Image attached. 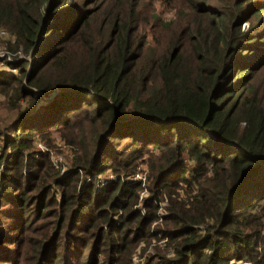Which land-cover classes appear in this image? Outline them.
I'll list each match as a JSON object with an SVG mask.
<instances>
[{"label":"trees","instance_id":"1","mask_svg":"<svg viewBox=\"0 0 264 264\" xmlns=\"http://www.w3.org/2000/svg\"><path fill=\"white\" fill-rule=\"evenodd\" d=\"M0 28V264H264V0H0Z\"/></svg>","mask_w":264,"mask_h":264},{"label":"rangeland","instance_id":"2","mask_svg":"<svg viewBox=\"0 0 264 264\" xmlns=\"http://www.w3.org/2000/svg\"><path fill=\"white\" fill-rule=\"evenodd\" d=\"M1 40H3V39H0V41ZM0 51H5L4 50V45L2 44V42H0ZM11 56H12V54H11ZM5 57V56H4ZM4 57H2V58H4ZM13 57V56H12ZM23 57V55L21 54V53H19L18 54V56L16 57V59L17 58H22ZM15 58V57H14ZM1 59V58H0ZM6 60L8 61V62H12V61H9L7 58H6ZM1 62H0V68H2V67H5L3 64H2V61H3V59L2 60H0ZM2 97H1V95H0V99H1ZM0 113L1 114H3L4 112L2 111V110H0ZM4 116H7V115H4ZM64 153H67L69 156H70V151L67 149ZM62 157H60V154H58V155H55L54 156V161L55 162H58V163H60V162H62ZM65 167H63V169H64ZM105 178H112V175L110 174V172H106L105 173ZM145 192V193H144ZM148 193H147V191H144V190H141L140 191V195L142 196V197H144V196H146ZM139 199L141 200V198L139 197ZM164 204H165V202H160V213L162 212V211H164L163 209H161L162 207H164ZM141 204H138L136 207H138V206H140ZM153 225H155V224H153ZM164 243V240H161V242H159V244L160 245H162ZM167 256H171V254H166ZM136 257V260L138 261L139 259H140V257L139 256H135ZM135 260V261H136ZM136 261V262H137Z\"/></svg>","mask_w":264,"mask_h":264},{"label":"built area","instance_id":"3","mask_svg":"<svg viewBox=\"0 0 264 264\" xmlns=\"http://www.w3.org/2000/svg\"><path fill=\"white\" fill-rule=\"evenodd\" d=\"M8 38H9V33L7 31H5L4 29L0 28V39H8ZM12 56L7 51H0V58L3 59V61L6 60V58L9 61H12L14 59V57H12ZM2 57H4V58H2ZM2 64L5 66V67H2V70L7 69V66L3 62H2ZM146 173H147L146 168L144 166L140 167L139 171L134 176V180H138V181H141L142 183H144L146 180ZM144 191H146V190L144 189ZM140 198H142L141 195H140Z\"/></svg>","mask_w":264,"mask_h":264},{"label":"water","instance_id":"4","mask_svg":"<svg viewBox=\"0 0 264 264\" xmlns=\"http://www.w3.org/2000/svg\"><path fill=\"white\" fill-rule=\"evenodd\" d=\"M38 95H39V99H40V103L41 104H47L48 102H50V100L53 98V96L56 93V90H54L52 93H50L47 97L44 96V94L38 90H34Z\"/></svg>","mask_w":264,"mask_h":264}]
</instances>
